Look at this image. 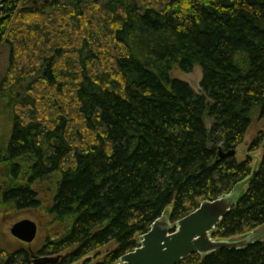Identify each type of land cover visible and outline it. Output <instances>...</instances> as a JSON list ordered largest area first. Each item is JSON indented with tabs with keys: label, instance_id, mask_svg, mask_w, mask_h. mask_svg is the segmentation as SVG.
Returning a JSON list of instances; mask_svg holds the SVG:
<instances>
[{
	"label": "trees",
	"instance_id": "16d2710c",
	"mask_svg": "<svg viewBox=\"0 0 264 264\" xmlns=\"http://www.w3.org/2000/svg\"><path fill=\"white\" fill-rule=\"evenodd\" d=\"M31 1L43 0H5L0 23V44L6 36L12 47L0 78V205L47 209L42 256L70 252L63 264H74L108 249L102 264H117L170 206L177 223L246 182L213 238L264 226V156L255 171L250 159L219 157L264 119V0H52L20 10ZM196 67L201 96L172 78ZM30 257L0 249V264ZM180 264H264V241Z\"/></svg>",
	"mask_w": 264,
	"mask_h": 264
},
{
	"label": "water",
	"instance_id": "95a60500",
	"mask_svg": "<svg viewBox=\"0 0 264 264\" xmlns=\"http://www.w3.org/2000/svg\"><path fill=\"white\" fill-rule=\"evenodd\" d=\"M28 8H39L38 2L31 3ZM236 154V150L228 153L222 149L219 151L220 160L234 158ZM246 183L229 195L203 202L197 210L177 223L171 221L168 213L163 214L141 237L139 247L124 256L118 264H180L195 254L207 257L219 250H243L262 241L264 231L249 234L237 241H217L213 238L217 227L241 200ZM38 229L36 222L23 220L12 227L11 234L24 244H33L38 237ZM61 260V255L34 257V264H58Z\"/></svg>",
	"mask_w": 264,
	"mask_h": 264
},
{
	"label": "rangeland",
	"instance_id": "374dc122",
	"mask_svg": "<svg viewBox=\"0 0 264 264\" xmlns=\"http://www.w3.org/2000/svg\"><path fill=\"white\" fill-rule=\"evenodd\" d=\"M51 1L52 0H43L42 2H38L39 8H37V10L40 9L45 4L49 5ZM31 3H33V1L29 2L28 5H21L20 10H23L24 8H28V6ZM5 41H6V36L4 37V42L0 44V78L6 75V73L10 69L12 62L11 60L12 47L7 45ZM172 78L187 84L196 95L199 96L202 95L201 82L203 75H202V70L199 67H196L190 73H184L179 69H175L174 72L172 73ZM26 83L31 84L32 83L31 79L26 81ZM0 114L3 115V107L1 106H0ZM48 116L49 113L45 115V118H48ZM4 122H6V120H4L3 116H0V136L4 135L5 133V129H3ZM207 127L208 129H211L210 122H207ZM259 137L262 139L261 144L257 146L255 151H252L251 148ZM263 156H264V119L260 120L257 117H255L252 126L245 137L244 143L237 149V154L234 158L240 163H243L244 161L250 159L252 161V169L255 171L259 169ZM247 188H248V183H246V185L243 187L242 193H244V191L247 190ZM0 191L2 192V188H0ZM41 200L43 201V204L50 206L51 194L47 191L42 192ZM3 207H1L0 205V249L9 253H16L19 250H26L31 255L30 264H34V257H46L47 255L42 256L40 252L44 248L45 242L49 236V232L52 229L50 227V225H52L51 224L52 222L50 223V219L47 214V209H45L44 207L40 209L8 211ZM172 210H173V206H170L168 208V211H166V213L170 215ZM23 220H32L36 222V224L38 225L39 228L38 237L33 244H24L18 241L11 234L12 227L18 222H21ZM259 231H264V226L259 230H257V232ZM245 237L246 236L238 237L228 241H237ZM138 239L139 242L140 238ZM261 240L264 241V237ZM108 252H109L108 249H102L74 264H98V263L102 264L103 263L102 261L105 259ZM67 253L70 252H66L61 255L62 260L58 264L64 263L65 257H67ZM47 257H57V256H47Z\"/></svg>",
	"mask_w": 264,
	"mask_h": 264
},
{
	"label": "flooded vegetation",
	"instance_id": "af4514ba",
	"mask_svg": "<svg viewBox=\"0 0 264 264\" xmlns=\"http://www.w3.org/2000/svg\"><path fill=\"white\" fill-rule=\"evenodd\" d=\"M4 2L5 0H0V23L6 19V17L3 15L4 4H5Z\"/></svg>",
	"mask_w": 264,
	"mask_h": 264
}]
</instances>
